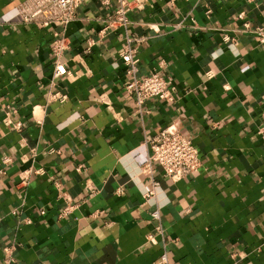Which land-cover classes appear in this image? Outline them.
<instances>
[{"label":"crops","instance_id":"crops-1","mask_svg":"<svg viewBox=\"0 0 264 264\" xmlns=\"http://www.w3.org/2000/svg\"><path fill=\"white\" fill-rule=\"evenodd\" d=\"M23 1L0 0V264L12 242L15 264H264V44L241 31L264 26L263 0H136L105 33L114 0H82L59 76L53 28L23 23ZM127 37L174 101L126 94ZM169 124L200 153L179 181L146 169Z\"/></svg>","mask_w":264,"mask_h":264},{"label":"built area","instance_id":"built-area-1","mask_svg":"<svg viewBox=\"0 0 264 264\" xmlns=\"http://www.w3.org/2000/svg\"><path fill=\"white\" fill-rule=\"evenodd\" d=\"M82 0H24L19 4L18 10L23 23H32L42 27L53 28V41L51 51L54 55V76L67 74L68 71L61 61V57L69 46V38L66 34L67 26L75 20L77 9ZM109 0H105L108 3ZM139 1V0H137ZM133 0H114V13L107 19V24L102 32L107 29L126 28L130 24L129 11L133 8ZM264 4V0H263ZM243 32L255 36L259 44H264V26H253L248 22L243 24ZM142 38L127 37V45L121 56L127 66L126 72L129 75L125 85L127 95L135 99L137 107L151 98H157L166 102L174 101L178 89L173 84L171 77H166L157 71L145 76H138V59L133 54L134 45L142 41ZM229 40V38H228ZM88 46L93 40L88 41ZM213 76L212 73L207 74ZM64 98V97H62ZM21 122H15V127L20 128ZM259 133L264 138V118L259 125ZM149 154L146 169L149 170L152 163H157L162 170L164 177L173 181L185 178L189 173L197 170L201 165L200 153L192 140L182 133L175 124L164 127L149 143ZM26 176L22 177V183L26 182ZM154 187L158 182L154 181ZM151 194L147 193L146 196ZM75 204L67 202L66 207L60 213L66 216L74 209ZM154 219H159V211L151 213ZM18 244L12 242L3 248V259L1 264H15V252ZM167 254L163 253L154 264H167Z\"/></svg>","mask_w":264,"mask_h":264}]
</instances>
